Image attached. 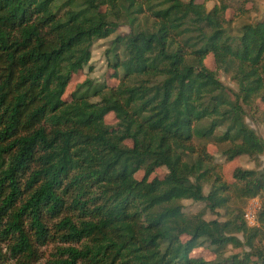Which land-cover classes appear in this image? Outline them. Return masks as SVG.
Masks as SVG:
<instances>
[{
	"label": "trees",
	"instance_id": "1",
	"mask_svg": "<svg viewBox=\"0 0 264 264\" xmlns=\"http://www.w3.org/2000/svg\"><path fill=\"white\" fill-rule=\"evenodd\" d=\"M228 10L0 0V242L16 264H34L48 242L62 245L56 264H264V166L236 168L229 184L207 149L224 144L227 161L264 155L245 122L264 104V18L233 35ZM122 26L106 52L117 86L87 79L64 99L72 76L92 70L94 44ZM209 55L236 89L207 69ZM233 197L260 198L255 227L227 213ZM184 201L226 219L186 214ZM228 246L247 250L226 257ZM199 248L215 258L192 256Z\"/></svg>",
	"mask_w": 264,
	"mask_h": 264
},
{
	"label": "rangeland",
	"instance_id": "2",
	"mask_svg": "<svg viewBox=\"0 0 264 264\" xmlns=\"http://www.w3.org/2000/svg\"><path fill=\"white\" fill-rule=\"evenodd\" d=\"M219 0H196L197 3L205 4L206 8L211 9ZM230 6V10L227 12V19L229 22V30L233 35H237L239 27L243 23H252L264 18V1H250L244 0L242 3L240 0H222ZM129 33L127 26L119 27L116 34L105 39L97 41L92 50V58L89 63L92 70L89 67L84 68L79 73L72 76L70 84L64 95V99H69L71 93L75 88L83 83L85 80L89 79L95 84H106L109 87L117 86L119 80L114 78V70L108 65V58L106 52L110 48V42L115 38L116 35L124 36ZM205 66L207 69L215 72L218 79L228 87L236 89L235 84L230 80V78L225 75L221 70H218L214 59L209 55L205 59ZM246 124L254 130V132L261 138L264 139V104L257 102L256 108L246 109ZM106 123L109 125H114L116 120L113 115H109L106 118ZM129 145V144H128ZM224 148V144L216 145L209 144L207 146L208 153L211 155L216 163V171L220 175L223 181L231 184L234 182L232 174L236 168L246 169V170H256L259 171L264 166V155L255 158H248L242 156L235 158L231 161H227L221 154V150ZM165 169H158L154 172L152 177L162 178L165 175ZM137 179L141 178V174H138ZM208 187L205 186V193H207ZM258 201L260 203V198ZM248 200H243L240 198L233 197L230 201L227 213L236 214L239 210L244 211ZM183 211L186 214H202L204 219L209 220H220L224 221L226 219V211L224 209L216 210V212H210L206 207L205 203H194L192 201L183 202ZM243 214V213H242ZM52 224L49 225L51 227ZM238 239L242 242V235H237ZM10 242H0V254L2 255L0 264H16V262L11 259L8 249ZM60 243L48 242L44 246L38 248L39 258L34 264H56L57 259V248L61 247ZM76 246V245H75ZM246 248H233L228 246L225 250V256L232 254H240L246 251ZM192 256H202L207 260H213L215 255L209 248H199L193 251Z\"/></svg>",
	"mask_w": 264,
	"mask_h": 264
},
{
	"label": "built area",
	"instance_id": "3",
	"mask_svg": "<svg viewBox=\"0 0 264 264\" xmlns=\"http://www.w3.org/2000/svg\"><path fill=\"white\" fill-rule=\"evenodd\" d=\"M260 209V203L257 197L251 198L243 212V220L248 227L257 225V213Z\"/></svg>",
	"mask_w": 264,
	"mask_h": 264
}]
</instances>
